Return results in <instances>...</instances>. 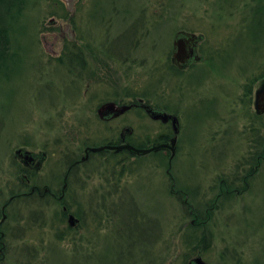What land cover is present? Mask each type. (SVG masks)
<instances>
[{"label":"rangeland","instance_id":"rangeland-1","mask_svg":"<svg viewBox=\"0 0 264 264\" xmlns=\"http://www.w3.org/2000/svg\"><path fill=\"white\" fill-rule=\"evenodd\" d=\"M9 1L0 0L6 9ZM258 1L263 13L264 0ZM69 2L14 0L9 4L14 13L9 17L4 10L0 18L9 38L6 58L12 54L14 63L0 68V209L4 207L0 264H187L196 254L207 264H257V260L264 264V163L249 188L214 194L219 175L241 172L242 156L256 146L251 144L260 129L250 125L261 123L255 119V92L264 82L254 83V103L244 104L245 79L233 75L236 66L228 65L226 56L221 64L196 63L192 79L185 76L184 81L172 75L174 66L164 60L177 27L204 31L222 48L229 25L240 24L243 16L249 27H257L243 33L239 44L246 47L240 52L248 55L242 59L254 58L250 69L256 72L264 57V17L251 21V10L244 5L253 2L246 0L243 14L232 19L225 0H75L74 12ZM122 7L138 17L132 23L136 30L129 35L116 28L115 12ZM72 26L79 41H70ZM130 36L136 45L129 50L123 42ZM117 42L124 46L118 48ZM230 69L232 75L227 73ZM133 92L175 109L182 122L185 109L192 112L180 138L181 152L183 146L193 148L191 157L182 161L183 150L174 158L170 180L162 152L143 157L96 153L78 167L64 195L69 213L80 218L70 228L66 212L62 216L60 210L62 203L47 194L23 193L28 188L20 177L25 163L14 151L21 147L43 152L38 165L35 159L25 165H31L30 182H48L53 189L64 170L59 164L63 153L78 154L84 143L99 142L108 128L118 131L130 124L134 135L150 137L165 129L160 121L135 115L133 109L106 123L99 119L96 109L101 102L125 101ZM213 132L218 137L211 140ZM251 158L255 161V156ZM183 174L195 175V180H184ZM181 179L191 181L193 189L197 182L199 190L173 193V180L179 186ZM114 205L119 206L116 214ZM142 210H147L144 223ZM193 210L201 221L196 233L197 225L188 224L196 218ZM189 231L198 240L192 249L186 240ZM128 232L138 233L134 243H115Z\"/></svg>","mask_w":264,"mask_h":264},{"label":"flooded vegetation","instance_id":"flooded-vegetation-1","mask_svg":"<svg viewBox=\"0 0 264 264\" xmlns=\"http://www.w3.org/2000/svg\"><path fill=\"white\" fill-rule=\"evenodd\" d=\"M73 0H71L70 3V9L72 12H74V2L75 0L72 2ZM115 1V0H113ZM129 1V0H126ZM253 3H251L250 5H244L246 4V0H225L226 5L229 3V7H230V11H228L227 13H229L230 15L228 16L229 18H233L234 16L238 15V14H243V5L246 7L245 9H250L251 10V21L252 22H259L260 19H262L264 17V10L263 13L260 9V5H259V1L256 0V2H254V0H251ZM264 3V1L262 2V4ZM118 8L115 9V11ZM129 9L122 7L121 9L117 10L115 13L117 15L116 17L119 18V26L117 25L116 28H118L119 33H126L127 35L134 33L136 30L135 26H132V23L137 21V16L134 15L133 11H128ZM131 10V9H130ZM260 13V16L258 15V13ZM257 13V17L256 20L252 19L253 14ZM123 16V17H121ZM239 16V15H238ZM240 20L238 25H233L230 24L229 25V29L230 31L228 32L227 36L225 37L224 41L225 44L224 46L218 47L213 41L210 40L209 37L206 36L204 31L198 30V31H194V30H187L184 29L182 27H177V29L174 31V35H173V39H172V47L169 50L168 48L166 49L165 55H164V60L169 61L175 68V71H170L171 73H173L172 75L177 76L179 79H181L182 81H184V77L187 76L190 80L192 79V66H195L196 63L198 62H204L205 60H210V61H214L216 64H221L226 62V60L223 58L226 56L227 57V63L228 65H235L236 67L233 70V75H235V77H240L245 79V82L247 81H253V83L255 82H264V57H262L259 61V67L256 70V72H252L251 71V67L254 66V61L253 59L251 60H247V59H242L243 56H248L247 54H244L245 52H240L241 50L246 49V47L244 46H240V42L242 40V34L245 32H250L253 30H256L257 27L252 26L249 27L247 25V20L243 17V16H239ZM69 22L71 23L72 21L69 20ZM72 24V23H71ZM147 33H149V30H147ZM75 34V35H74ZM70 35L71 38H76V29L72 26L70 28ZM120 38V36H119ZM131 36L128 37V41H124L123 43H125V45H127V48L130 50L132 49L136 44L131 42ZM179 43V48L181 47L183 52L179 53L178 51H176V47L174 46V40H176ZM123 43H119L117 42L116 44H118V48L120 47V45L124 46ZM263 47V45L260 47V49ZM67 48V47H66ZM221 48V49H218ZM253 49H255V47L252 46ZM68 49V48H67ZM181 50V51H182ZM175 54V55H174ZM244 54L242 56H240L239 58H237L235 61H231L229 58L233 57L235 55H241ZM256 54V59H258L259 55H261L258 51V53ZM183 57V58H182ZM222 57V58H221ZM221 58V59H219ZM219 59V60H218ZM232 69L229 70V72L227 71L228 75H232L231 72ZM236 72V74H235ZM194 75V74H192ZM254 85H252L251 87V100H253L254 103V98L253 93L254 92ZM137 97V96H136ZM119 98V96L117 97ZM138 98H140L138 96ZM253 98V99H252ZM114 101H116L117 103H120V99H113ZM124 103H129L131 104V106L129 108H127L126 110H124L123 112L117 114V115H112V114H108L105 115L104 117H99L101 119V121L104 122H108L111 121L115 118H119L121 115L128 113L131 109L135 110V115L140 116V113H143L147 116H150V114H148L146 112V108L151 107L153 109H159L162 111H167L168 109H166V105H160L162 107H158L155 105V103L153 102H143L141 100H133L132 97H129V99L127 100V102ZM146 105H148L146 107ZM171 114H176L177 119H178V132H177V136H176V143L174 145V154L173 156H171V150L170 148H168V146H161L160 148H158L156 151H162L161 156L165 157V172L167 173V176L170 178L171 176L174 178L173 174H171V171L173 169L174 166V158L177 157V155H181L183 150H184V158H182V161L190 158L191 154H192V147L191 150H189V145L183 146V150L181 152V148L182 146L180 145V141L183 139V135H181V130L184 128L189 127V121H191L193 118L190 117V115H192V112H187V110L185 109V120L183 119L182 122V118L181 115L179 114V112H173V111H167ZM196 113V111H195ZM264 112H260L257 114H263ZM188 121V122H187ZM162 122V121H161ZM163 126H164V130L163 132V136H161L159 138V140H154L151 142H146L144 144L147 145H154V144H161V143H169L170 138L173 136L174 132H173V128H172V122H171V118H168L167 121L162 122ZM254 128V127H253ZM256 129V128H254ZM260 131L256 132L255 136L253 137V144L251 145H256L258 147H254L253 150L251 151L250 155L251 157L255 156V161L252 160V158L250 157V155L244 157L243 161L244 163L239 167V169L241 170V172H225L224 174L219 175L218 177V181H217V187H216V191H215V197H219L220 195H224V194H231V193H239V191H243L247 188H249L250 186V180L257 175L260 172V167L261 164L264 163V132H263V126H260ZM254 132V130H253ZM115 133V134H114ZM255 133V132H254ZM253 133V134H254ZM108 134L112 135V144H122V143H133V144H138L141 143V141H143L144 139H146V137H144L143 135H140L139 133L134 135V129L130 126V124H125L122 127H120V129H118V131H116V129L110 127L108 128ZM159 134V133H158ZM157 134V135H158ZM218 137V133L217 132H213L211 134V140L216 139ZM182 138V139H180ZM187 141H190L189 138H187ZM109 142H111V140H109ZM194 143V142H193ZM94 144V143H93ZM90 145V144H88ZM87 145V146H88ZM195 145V143L193 144V146ZM86 144L84 143L81 151L78 152V154H74V155H70L69 157H71V163H69V165L66 167V170L64 172V174L62 175L61 179H59L58 186L53 187V189L49 186L48 182H44L42 184L36 183V182H30L31 179L29 177V172L30 169H28L29 167H31L30 164H32L31 162L34 161L35 159V165H38L41 160L44 159L45 154L43 152H39V153H33V160L31 162H25L24 159L21 160V162L24 164L30 163L29 165H23V169L20 177L22 179L23 182V186L24 185H28L27 190H23V193L27 194V193H36L38 195H43V194H47L48 197H52L53 199H58L61 200L63 198V196L69 192L73 179H74V175H75V171L78 169V167H80L81 165H83L85 163L86 160L90 159L91 156L95 155V152H91L90 150L87 149L88 152L85 151V147H87ZM258 148H260L258 150ZM107 150H112V149H107ZM210 151V150H209ZM97 152V151H96ZM186 156H188L186 158ZM240 160V158H239ZM33 162V163H34ZM27 173V174H26ZM231 174H233V176H231ZM87 175V173H86ZM192 178V180H195L194 177L195 175L191 174H183V178L182 179H186V178ZM234 177V178H233ZM239 179V181H236V179ZM182 179L180 180V185L176 186L175 182L173 181V185L170 186V190L173 193L176 194H182V193H189L187 191V189L189 190H199V184L197 182H193L194 185V189L191 185V181H187L186 183H184L182 181ZM51 182V181H50ZM182 182V183H181ZM172 183V182H171ZM64 194V195H63ZM63 195L60 199V196ZM183 202L188 206V204L192 207H195V205H193L188 198L184 199L183 198ZM61 210L66 211V220L67 219V215L69 214V212L67 209V206L65 203L61 204ZM188 208V207H187ZM196 208V207H195ZM206 208H210L211 209V205L210 206H206ZM3 209L4 207L2 206L0 209V213L1 215H3ZM190 209V208H189ZM194 209V208H193ZM73 213V212H72ZM4 216V215H3ZM80 219V218H79ZM2 218H0V225L2 224ZM191 222H194V219L191 220ZM69 226V225H68ZM70 228H72L71 226H69ZM1 236H0V241L3 240V231H1ZM193 256L191 257L190 261H187V264H200V263H196L194 261H192ZM257 264H260L259 261L257 260Z\"/></svg>","mask_w":264,"mask_h":264},{"label":"water","instance_id":"water-1","mask_svg":"<svg viewBox=\"0 0 264 264\" xmlns=\"http://www.w3.org/2000/svg\"><path fill=\"white\" fill-rule=\"evenodd\" d=\"M179 43L177 39L175 40V46L177 48V51L179 53L183 52L182 48H179ZM182 50V51H181ZM183 58V57H182ZM255 109L258 112L264 111V86L259 89L256 92L255 95ZM148 105H146L147 107ZM130 104L123 103V104H118L113 100H107L102 102L98 107H97V115L99 117H104L105 115L112 114V115H117L121 112H123L125 109L129 108ZM147 112L153 117V118H159L162 121L168 120V118H171L172 120V127L174 131V135L170 138L169 143H161V144H154L149 147H136L133 146L129 143H122V144H101L98 146H88L85 150L89 149L91 151H98L102 150L104 148H109V149H114V150H120L122 148H128L136 153H147L151 150L160 148L161 146H168L171 150V156L174 154V145L176 142V136H177V131H178V119L175 115L168 113L166 111H162L159 109H153L151 107L146 108ZM21 152V153H19ZM15 153L18 155H21V157L25 160L32 161L33 156H32V151L26 150V149H21V148H16ZM68 221L70 224H75L78 220L73 214H69ZM196 263L200 264H207L205 263L201 256H196L192 259Z\"/></svg>","mask_w":264,"mask_h":264},{"label":"trees","instance_id":"trees-1","mask_svg":"<svg viewBox=\"0 0 264 264\" xmlns=\"http://www.w3.org/2000/svg\"><path fill=\"white\" fill-rule=\"evenodd\" d=\"M1 3V2H0ZM14 3V0H10L9 2H8V4H7V9L6 8H4V5L1 3V6L2 7H0V11H2V13L0 14V18L2 19L4 16H5V14L3 13V11L4 10H6V16H8V12H9V17H10V15H12V13H14V12H10V6H9V4H13ZM12 9V8H11ZM16 11V12H18L17 11V9H13V11ZM17 15H19V14H17ZM11 18H13L12 16H11ZM8 41H9V38H8V36H7V30H6V28H5V26H4V21H3V24H2V26H0V68L2 67V66H4V67H10V66H13V60H12V57H13V55L11 54V56H10V59L9 58H6V56H7V49L9 48V44H8ZM19 54V51H18V53H17V55ZM15 55V54H14ZM17 55H16V57H17ZM16 57H14L13 59H15ZM254 83H253V81H247V82H245L244 84H243V94H242V96H241V100L243 101V103L244 104H248V103H250V101H251V87H252V85H253ZM145 96V95H144ZM145 98H146V100H147V97L145 96ZM175 112H176V110L175 109H173ZM257 116V118H255V119H259L260 121H261V123L259 124V125H254V124H251L250 126L253 128H256V129H258V128H260V126H263V124H262V120H261V118L263 117V115H261V114H257L256 115ZM108 128V127H107ZM106 131V130H105ZM161 136H163V132L162 131H160L159 132V134L158 135H156L153 139L154 140H159V138L161 137ZM112 138L113 137H111V136H103V138H102V142H109V140H111V142H109V143H113L112 142ZM137 145H142V146H144V145H146V144H144V143H138ZM123 152V151H122ZM123 154L124 155H127V156H131V153H129L128 151H126V152H123ZM63 159L61 160V162L59 163L61 166V169L62 168H66V166L71 162V157H69V156H67V153L66 152H64L63 153ZM67 156V157H66ZM126 156V157H127ZM175 182V181H174ZM58 203H62V202H65L66 201V198L64 199H61V200H56ZM66 203V202H65ZM113 207V210L112 211H114V214H116V212H117V208H119V206H117V205H114V206H112ZM126 211H127V209H126ZM196 214H197V212L195 211V210H193ZM106 212V211H105ZM61 213H62V216H64V213L65 212H63V211H61ZM108 215H111V213H110V211H107L106 212ZM114 214H113V212H112V215L114 216ZM140 215L142 216V219H141V221L140 222H142V223H144L145 222V220H146V217H147V210L146 211H144V210H142L141 212H140ZM125 216V215H124ZM115 217V216H114ZM114 220H116V219H114ZM200 222V218H199V216H197L195 219H194V224H196L197 225V227L195 228V233H196V230L197 229H199V227H198V223ZM192 222H190L189 221V223L188 224H193ZM145 226V225H144ZM193 233L194 232H192V231H189L188 232V238L186 239V240H188L187 242H188V244H190V248L192 249V248H194V246L197 244V238H195V236L193 237ZM194 233V234H195ZM120 236L122 237L119 241H117V242H115V243H121V242H125V243H128V242H132V243H134L136 240H137V237H138V233H133V234H129V232H128V234H127V236L125 235H121L120 234ZM59 238V237H58ZM62 238H64V237H62ZM62 238H60V239H62ZM75 251L76 252H78L79 253V249L78 248H75ZM111 264H115V263H111Z\"/></svg>","mask_w":264,"mask_h":264},{"label":"bare ground","instance_id":"bare-ground-1","mask_svg":"<svg viewBox=\"0 0 264 264\" xmlns=\"http://www.w3.org/2000/svg\"><path fill=\"white\" fill-rule=\"evenodd\" d=\"M76 40L79 41V39H77V38H74L73 40L70 39L71 42H76ZM65 49L63 48L64 52L66 53V50ZM60 57L64 58L63 55H60ZM78 60H80V59H78Z\"/></svg>","mask_w":264,"mask_h":264}]
</instances>
